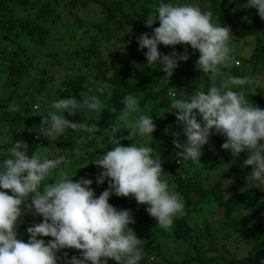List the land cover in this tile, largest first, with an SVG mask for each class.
I'll use <instances>...</instances> for the list:
<instances>
[{"label":"trees","instance_id":"obj_1","mask_svg":"<svg viewBox=\"0 0 264 264\" xmlns=\"http://www.w3.org/2000/svg\"><path fill=\"white\" fill-rule=\"evenodd\" d=\"M132 1L0 0V57L4 60V66L0 71H5L9 85L2 84L0 113L12 100L20 101L21 108L15 113L14 119L21 116L25 118L22 135L28 133L31 137H35L36 142L42 140L54 143L58 139L56 134L58 129L62 132L63 139L55 144L60 147V151L64 152L68 147L76 148V138L88 140L91 124L103 123L88 113L89 98L100 105H108L116 111H121L129 104L139 108L149 105L155 131L150 145L161 136L160 129L166 125L174 130L181 128L176 140L169 143L170 148L186 146L188 140L185 136V128L191 129L194 137L199 138L195 126L200 124L201 120L198 119L199 114L195 112L203 104L212 86L219 83L220 73L227 71L241 78V72L238 73L235 66L221 65L218 62L222 54L230 48L232 39L231 19L226 16L227 9L221 4L223 6L226 4L227 8L240 10L241 6L237 3L245 4L247 1H253L249 18L262 28L263 33L254 39L249 58L251 61L248 62H251L256 71L259 69L264 72V4H262L264 0H234L237 3L232 0H207L209 2L207 13L210 19L204 24L206 29L204 27L200 31H196L194 25L190 23L162 15L163 6L169 0H138L137 5ZM127 4L137 6V9L127 11L124 9V5ZM77 5L96 6L99 10V20L91 22L80 18L73 12V8ZM24 12L25 14H22ZM64 12L66 14L63 15L73 17L70 22L72 30L66 36L60 35L59 39L66 38L68 42L70 40L74 47L71 48L72 50L63 51L62 56L54 52L44 54L42 46L51 34L49 27L54 26ZM131 18L137 19V25L133 29L127 28ZM147 18H151L152 22L148 28L149 32L144 39H141L137 34L141 32L139 29ZM80 28L79 35L77 30ZM210 30L214 32L210 33ZM204 34L209 37L206 41H202ZM109 39L112 40L110 43L116 50L124 46L125 50L121 55H111L107 52ZM197 42H200L198 48H196ZM128 43L130 47L126 46ZM209 50L216 51L215 57L218 62L216 64L219 65L220 70L215 72V77L207 78L206 72L211 70V66L205 64L201 93L189 108L192 114L178 113L175 108L173 109L178 96L169 97V90L176 84H186L193 74L192 69H198L192 61V56L199 61L208 57L206 53ZM42 56L46 59L40 62L42 65H39L37 60L40 61ZM53 68H57L60 72H56ZM168 72L174 74L167 80ZM30 74L37 75V85L31 87L35 95L26 98L24 93L17 95L13 89H9L10 86L15 88L21 79L29 77ZM58 75L59 82L56 88L50 85L49 88L54 89L53 91L61 97L59 106L61 110L59 114L54 113L52 118L46 119L41 113L33 112L31 104L38 99L36 95L48 84L47 82ZM241 86L245 90L249 84L242 81ZM237 90L234 87L231 93H228L224 101L226 107L230 106L232 95ZM252 93L257 99L255 103L257 114H260L264 112V93L259 87L252 89ZM66 95L69 96L64 98ZM251 102L253 103V100ZM159 110L165 113L162 120L158 117ZM224 112L225 108L217 113V116L224 117L222 131L227 138L226 149L231 154L237 153L238 131L235 133L227 126L226 122L230 119L225 118ZM36 119L42 127L40 130L37 126H32ZM0 120H2L1 116ZM205 130L209 132L212 129L205 128ZM230 138L236 142L228 146ZM260 141L259 153L264 157V136ZM252 144L256 147L255 143ZM11 145L14 144L2 143L0 149L5 150ZM32 150L24 158L9 153L12 157L10 164L6 157L0 158V177L11 186L8 195L11 198L16 195L13 193L14 184L24 185L25 189L23 195H17L20 201L24 199V204L18 202L17 212L9 217L10 223L14 218H21L23 221L21 223L14 221V224L6 222V225L0 229V264L12 262L11 250L19 256V261L22 263L30 261L34 264H175L174 260L162 256L161 244L168 239L186 241L188 238L191 239L194 255L190 256L187 251V258H182L177 264H264V185L262 188L242 187L240 183L245 180L243 168L237 171L236 180L239 184H235L227 194H224L222 191L224 181L215 180L204 185L198 178L186 174L188 172L186 166L181 169L182 174L178 172L176 164H173L176 159L175 154L169 156L167 151L158 153L162 162H156V165L166 169L169 175L175 174L171 180L176 185L175 190L179 194V200L175 201L177 204L173 213L169 215L163 213L155 219L151 214L144 216L147 220L160 224L156 227L149 224L143 229H138L137 225L127 229L123 225L124 222L118 219L124 213L131 214L130 211L133 209L131 201L127 205L124 204L123 195L115 184L116 176L104 169L90 170L89 167L84 166L77 168L80 172H71L68 169L69 172L75 173L76 185L68 179L66 185L70 187L72 194L74 191L79 192V202H81V208L70 215L81 212L87 214L89 210H94L98 216H101L96 226L84 225L77 241H71V236L59 235L63 218L48 208L46 197L49 192L45 187L53 185L54 180L61 177L57 169L63 167L67 158L72 157L73 154L66 152L59 160L54 158L49 167L45 168V164L35 161ZM150 155L153 156L154 152L139 157L136 168L146 165L149 170H153L154 162ZM85 160L86 158L80 157L79 163ZM16 163L21 165L18 173L14 170ZM57 163L61 165L56 166ZM7 172L11 174L9 178L5 177ZM150 180H152L150 183L152 189L148 193L149 197L138 203V210L143 214L144 209L153 211L154 206L165 198L162 188L159 187L160 183L158 184V181H162L161 178L158 180L153 176ZM59 190L61 189L51 190V193L55 194ZM93 197H99V200L92 201L90 198ZM66 199L67 197L65 202ZM202 201L213 203L216 207L215 212L221 215V219L218 220L216 228H211L203 222L201 226L204 230L203 234L208 237L207 240L197 242L201 238L192 234V231L198 225L196 222L189 224L185 214ZM107 212L114 214L107 216ZM104 215L106 218L103 217ZM28 222L37 223L36 228L30 226ZM148 230L151 234L147 233ZM46 233L52 234L50 243L42 245L37 238ZM49 249L54 253L45 257Z\"/></svg>","mask_w":264,"mask_h":264},{"label":"rangeland","instance_id":"obj_2","mask_svg":"<svg viewBox=\"0 0 264 264\" xmlns=\"http://www.w3.org/2000/svg\"><path fill=\"white\" fill-rule=\"evenodd\" d=\"M132 2L137 5L136 2L139 1L133 0ZM208 4L209 2L207 0H169L164 4L161 14L171 19H179L182 22L190 23L194 25L196 31H200L203 30L205 27L204 24L210 19L207 13ZM262 4H264V1ZM128 5L129 4L124 5V9L127 11L137 9V6L133 7L132 5ZM221 5L223 8L227 9L226 16L228 15L231 19L232 39L230 41V48L226 53L222 54L218 62L221 65L226 64L235 66L238 73L241 72V78L237 75H231L227 71L220 73V76L218 77L219 83L212 86V89L207 94L203 104L198 107L197 112H195L199 114L198 119L201 120L200 124L195 123V129L198 131L200 137H194L192 130L185 128V136L188 140L185 147L170 148L169 143L176 140L181 128L174 130L167 125L160 129L161 136L152 145L149 144L154 139L155 134L152 117L149 112V105L139 108L129 104L121 111H116L108 105H100L88 98V113H90L95 119L101 120L103 123L102 125L91 124L89 127L90 131L88 132L90 135L88 140L76 138V148L69 149L68 147L64 152L60 151V147L55 144V142H61V139H63L62 132L58 129L56 131L58 139H56L54 143H47L42 140L36 142L35 137H31L28 133H26L25 136L22 135V127L25 123V118L21 116L18 119H14L15 113L21 108L20 101L12 100L11 103L1 111L0 144L12 142L14 145L7 146L5 150L0 149V158L4 159L6 157L9 164L11 162L10 159L12 158L9 153L24 158L28 155V152L32 150V146L34 148L32 154L36 158L35 161L45 164V168L49 167V164L53 162L54 158L59 160L66 152L73 154L72 157L67 158L62 165L63 167L57 169V173H59L61 177L55 179L53 185L45 187L49 192L46 197L48 199V208L63 218L61 222L62 228L59 235L71 236V241H77L84 225L89 227L96 226L97 222L101 219V216H98L97 212L94 210H89L90 212L87 214L81 212L70 215V213L81 208V202H79V192L74 191V194H72L70 187L66 185V180L68 179L76 185V179L74 177L75 173L71 172H80L77 168L83 166L89 167L90 170L104 169L117 177L115 184L123 195L124 204L127 205L130 201L132 203L133 210L130 211L131 214L124 213L118 217V219L124 222L123 225L124 227H127V229L131 228L133 225H137L138 229H143L149 224H153V226L156 227L160 223L157 224L155 221H149L144 216L151 214V217L155 219L157 216H162L163 213L168 215L173 213V209L177 204L175 201L179 200V194L175 190L176 185L171 180L175 174L169 175L166 169L156 165V162H162L159 155L166 151L169 156L176 155L173 164H176L180 174H182L181 169L183 166H186V169L188 170L186 174L198 178L204 185L212 183L215 180L224 181L222 190L224 194H227L229 189L235 184H239L236 180V176L237 171L240 168H243L244 170L245 179L244 182L240 183L242 187H263L264 157H261L259 153V146L261 145L260 139L264 136V112L257 114L255 107L257 99L254 97L252 89L254 90L256 87H259L264 93V72L259 69L256 71L253 69L251 62H248L251 61L249 58L252 53L253 41L257 35L263 33V31L258 24L251 21L249 18L251 9L254 5L253 1H247L245 4L237 3V5L241 6L240 10L231 9L230 7L227 8L226 4H224V6L223 4ZM98 11V8L94 5H87L84 7L77 5L73 8V12L80 18L91 22L99 20ZM22 14H25V12ZM63 14L66 13H62L58 18L59 21L54 26L49 27L51 34L48 35L42 46L44 54L54 52L55 54L58 53L59 56H62L63 51L72 50L71 48L74 47L70 40L68 42L66 38H64V40L59 39L60 35L66 36L72 30L70 22L73 17L69 18V16ZM151 22V18H147L143 21V25L139 29L141 32L137 34L138 37L141 39L145 38L147 32H149L148 28ZM215 24L218 25L217 22H215ZM136 25L137 19L131 18L130 24L127 28L133 29ZM80 30L81 28L77 30L79 35L81 33ZM213 32L214 30H210V33ZM220 36L222 37L223 35L221 34ZM208 39L209 37L206 34L202 36V41ZM4 41L7 42L6 40ZM111 41L109 39V42H107V52L111 55H121L123 50H125L124 46H122L121 49L116 50L110 43ZM199 43L200 42L196 43V48L200 46ZM129 45L130 43L126 46L130 47ZM206 54L208 57L202 58L199 61L195 60L197 58L192 56V61L198 66V69H192L193 74L190 76L189 81L186 84H176L169 90V97L174 98L178 96L177 103L173 106V109L175 108L174 110H177L178 113L189 112V114H192L189 111V108L194 99L198 98L201 93V86L204 84L202 73L203 69L205 72V64L211 66V70L206 72L207 78L215 77V72H219L218 70H220L218 67L219 65L216 64V51L209 50ZM45 56H42L40 61L37 60L39 65H42L40 62L46 59ZM3 63L4 60L0 57V69L3 68ZM53 69H55L56 72H60L57 68ZM173 74L174 73L172 72H168L166 74V76L168 75L166 79L168 80L169 76ZM6 78L5 71H0V97L3 92L2 84L9 86ZM36 80L37 75L34 76L33 74H30L29 77L21 79L15 88L10 86L9 89H13V92L17 95L24 93V97L27 98L35 95V92L31 87L37 85ZM242 81L246 82L247 85L249 84V87L245 90L242 89V86L240 87ZM58 82L59 75L55 76L54 79L49 80L47 82L48 84H46L41 92L36 95L38 96V99L31 104L33 112L41 113L42 117L46 119L52 118L54 113H60L61 109L59 106L61 97L58 96L57 92L53 91L54 89L49 88V85L52 88H56ZM234 87L238 90L232 95L231 102L229 103L230 106L226 107V104L224 105L225 98H227L228 93H231V89ZM174 88L176 90H174ZM67 96L69 95L64 96V98ZM251 100H253V103ZM249 103L251 105H249ZM224 108L225 118L230 119L226 122L227 126L233 129L235 133L238 131V136L236 134V140L239 143V151L233 154L226 149L227 138L224 136L225 132L222 131L224 126L222 120L224 117L217 116V113L222 112ZM34 116L36 117V115ZM158 117L160 120L165 117L163 110L158 111ZM33 124L34 125L32 126H37L38 130L42 128L41 125L38 124L37 119ZM205 128H210L212 130L208 132ZM233 142L236 141L230 138L228 146L232 145ZM252 143H255L256 147H253ZM33 144L38 145L34 146ZM39 150L43 153H40ZM151 151L154 152L153 156L150 155L154 162L153 170H149L146 165H141L136 168L138 158L141 156H147ZM80 157L86 158V160L83 161V163H79ZM60 165L61 163L56 164V166ZM20 169L21 165L16 163L14 170L18 173ZM68 169L71 172H69ZM9 172H7V176H5L6 178H9L11 175ZM153 176L158 180L161 178L162 181H158V184L160 183L159 187L162 188L161 191L164 192L165 198H162V200L154 206L153 211L144 209L143 214L142 211L138 210V203L149 197L148 193H150L152 189L150 188V183H152L150 178ZM5 182L4 178L0 177V229L6 225V222L10 223L9 217L14 215L18 209V207L16 208V204L18 202L24 204V199L23 201H20V198L17 197L19 194L23 195V192L25 191L24 185L17 186L14 184L13 188H15V190L13 193L16 195L11 198L8 195L11 186H8ZM147 184H149V186H146ZM57 189L61 190L56 191L55 194L51 193V190ZM87 195L89 198L88 193ZM65 197H67V203L65 202ZM90 199L92 201H98L99 197H93ZM215 209L216 207L213 203L202 201L192 207L191 211L185 214L189 224H194V222H196L198 225L197 228H194L192 231V234L198 235L201 238L197 242L207 240L208 237L203 234L204 230L201 227L203 222H206L207 226L211 228H216L215 226L218 225V220L221 219V215L216 214ZM175 212L176 214H179V212ZM106 214L108 216L109 214L114 213L107 212ZM103 217L106 218V215ZM15 219L16 218H14V221L17 223L23 221L21 218ZM14 221L10 224H14ZM29 224L34 228L37 226V223L33 224L30 222ZM147 233L151 234L149 230ZM51 236V233H46L44 236L37 239L40 244L48 245ZM123 236L124 235H121V237ZM37 239L35 238V240ZM161 246L162 256L174 260L175 264H177L182 258H187V251L190 256L194 255L190 238L186 241H174L168 239L163 242ZM12 251L13 250H11L10 253L13 255V259L10 264H34L30 263V261L22 263L19 261V256ZM53 253L54 252L49 249L45 257L53 255Z\"/></svg>","mask_w":264,"mask_h":264}]
</instances>
